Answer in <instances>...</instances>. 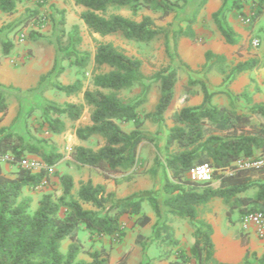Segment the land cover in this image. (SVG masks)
Segmentation results:
<instances>
[{"label": "trees", "instance_id": "obj_1", "mask_svg": "<svg viewBox=\"0 0 264 264\" xmlns=\"http://www.w3.org/2000/svg\"><path fill=\"white\" fill-rule=\"evenodd\" d=\"M25 0H0V11L7 14L16 12L18 5ZM207 0H202L204 4ZM264 0H258L263 3ZM187 0H75L77 5L85 7L80 13L87 28L101 36L119 34L125 39L141 43H150L160 36L169 45V30L156 23L148 14L136 17L143 9L161 11L169 15L180 10ZM229 0L213 13V19L220 33L229 44L239 39L236 31L227 20ZM238 0L233 6L239 8ZM42 4L41 2H39ZM112 8H123L133 17L120 13H110ZM63 14V12H62ZM261 15V9L253 15L252 22ZM194 17V16H193ZM192 21V19L188 20ZM251 21V20H250ZM65 18L60 19V34L57 36L58 49L64 52L63 58L75 57L74 64L86 67L91 54L83 52L77 55L81 43L79 27L75 26V41L71 47L64 46ZM196 37L195 31L180 28L173 32L174 49L177 51L180 36ZM3 52L8 54L14 47L11 40L2 42ZM72 50H69V49ZM203 68H216L233 81L248 70L257 67L259 59L250 58L236 63L228 72L226 56L206 50ZM97 67L109 66L111 69L94 76L95 89L83 92V103L65 102L62 105L48 104L46 111L54 116L49 128L54 134L65 131L66 116L71 121L79 120L88 106L91 109V123L76 128L78 139L86 141L94 136L104 139L97 150L77 145L75 160L82 165L99 169L109 177L111 174H126L136 168L139 149L143 142H153L150 132L142 127L140 107L148 101L151 84L146 82L143 62L131 56L111 42L99 43L93 57ZM159 83L160 96L153 112L145 115L153 123L165 122V113L172 104L177 81V69L168 66L154 74ZM45 81V78H43ZM192 80L190 83H194ZM201 84L203 100L197 105H185L173 115V125L168 129L161 153L155 155L152 174L162 172L163 184L158 190H139L125 197L108 191L102 183L95 184L91 179L81 183L74 193V178L70 174L59 176L61 189L55 193H45L38 207L31 211V199L24 197L26 187L36 188L60 159L61 154L42 151L39 154L47 163V168L39 172L31 171L17 164L25 157L28 146L24 137L7 127H0V264H128L127 254H123L115 263L111 262L112 253L103 242L88 252L89 260L80 258L83 251L80 234L86 231L91 238L103 239L105 236L123 234L121 218L124 214L135 215V225L144 227L151 217L142 212V204L148 201L154 209L157 220L152 225L154 236L159 237V227L163 221L164 209L158 197H164L163 204L170 212L189 219L194 227V238L190 250L177 247L173 264H230L220 262L215 257L216 246L213 240V225L199 216L200 207L216 198L231 202L240 216L257 209H264V168L237 169L226 173L225 169L242 158H250L264 152V104L253 103L244 111L228 108L214 103V96L221 91H212L206 80H197ZM57 89L67 95L82 91L81 80L73 84H55ZM1 87V84H0ZM140 87L141 92L134 98L125 100L118 95L121 90ZM258 91L259 88L256 87ZM247 103L252 99L243 94ZM9 104L0 89V122L8 112ZM119 122H132L134 128L126 130ZM14 157L12 164L18 165L13 174L3 171L2 158ZM208 162L214 168V178L207 183L193 182L189 178L190 170L197 164ZM158 167V168H157ZM85 205L92 206L86 208ZM165 221V220H164ZM248 242L247 234L241 232ZM143 238V234L138 235ZM69 239L67 250H61V244ZM176 245L178 240H172ZM253 261L246 255V264H264V254H252Z\"/></svg>", "mask_w": 264, "mask_h": 264}, {"label": "rangeland", "instance_id": "obj_2", "mask_svg": "<svg viewBox=\"0 0 264 264\" xmlns=\"http://www.w3.org/2000/svg\"><path fill=\"white\" fill-rule=\"evenodd\" d=\"M201 2L202 0H187L180 10L169 15H163L161 11L153 12L146 9L140 11L137 19H140L143 14L151 15L158 25L169 30L168 47H166L164 36L146 44L127 40L119 34L101 36L92 33L80 18L83 7L77 5L75 0H25L18 5V9L13 14H0V48L2 52L4 40H11L15 45L23 44L28 47L31 46L32 42L33 46L29 49V60L35 57L40 64L44 62L45 58L47 61L48 58H51L52 61V66L41 77L38 85L27 89L17 87L16 84L22 82V76L16 75L13 72L14 68L8 70L7 66L0 65V77L4 81H8L4 83L0 81V89L5 94L8 103L11 100V104L15 108L13 115L5 116L1 124H5L8 129L24 137L28 146L25 157L39 159L47 164L39 154L40 152L55 150L61 154V159L49 171L48 178H45L36 188L26 187L24 189V197L31 199L32 212L38 207V202L43 194L60 191V175L71 173L70 175L73 176L77 185H81V183L91 179L94 171H98L89 165L80 164L74 156L75 147L79 142L75 136V131L77 127L91 123L90 107H85L84 113L78 121H71L64 115L60 116L65 121L66 129L60 134H54L49 128V121L54 114L46 111L45 106L48 104L62 105L65 102H84V90L95 89L94 76L111 69L109 66L97 67L94 64L93 57L99 43L111 42L128 55L140 58L143 62L142 69L146 75V82L151 84L148 101L140 107V113L141 118L145 120L142 128L152 134L153 142L145 141L141 144L136 168L126 174L118 173L123 174L122 176L128 183L130 191L133 189H137L136 191H159L161 189L163 184L162 172L158 167L155 174L151 172L155 166V155L161 153L168 129L172 124L173 115L180 109L183 100L189 98V102L196 104L202 101V88L197 80H206L210 90L221 91V94H225L222 101H230L237 106L241 102H246L243 96L245 94L243 85H252V78L245 82L241 80L239 82L229 81L226 79V74L203 68L204 53L208 50V0L204 4ZM237 4L240 6L239 8L233 6L231 9L238 11V14L243 16V21L246 18H250L251 21L246 23L247 37L245 42L233 46L227 51L229 59L225 67L228 72L236 63L250 58L259 59L260 64H264V50L262 48L264 42V1L259 3L258 0H238ZM259 9H261L260 17L252 22L254 13ZM229 10L226 13L227 18ZM109 12L133 17L129 10L123 8H112ZM62 17L65 18L64 46L71 47L76 39L74 27H79V36L82 40L77 47L79 52L77 55L83 52L91 54V60L86 67L74 64V56L71 59L63 58L64 52L58 49L57 36L60 34V19ZM190 19L192 21H188ZM180 28L187 32L189 29L194 30L196 28V37L180 36L176 51L173 32ZM22 32L26 35L23 41L18 39ZM253 38L259 39L257 46L252 44ZM2 52L0 60H7L5 53ZM7 57H13V54ZM190 58L196 59L190 62ZM168 66H174L177 69L175 98L165 113V122L159 125L153 123L145 115L154 111L160 96L159 83L155 81L154 74ZM77 80H81L83 85L82 91L77 94L67 95L57 89L55 85L57 83L73 84ZM192 80H196V82L190 83ZM240 82L242 83L240 84ZM26 83H32V81L29 79ZM233 87L240 90L239 93H234L236 89L234 90ZM140 92L141 88L135 87L129 90H121L118 95L129 100L136 97ZM120 124L126 130L134 126L128 122H120ZM103 144L104 139L99 136H94L86 141V146L94 150ZM2 166L7 171L6 163H2ZM17 169L18 165L14 164L13 171L8 173L13 174ZM98 172L102 177L108 178L105 173ZM74 193H77L76 189ZM158 197L164 209L163 221L159 227V237L151 239L154 236L152 224L143 229L135 226L128 227L123 229V234H116L103 239L91 238L86 231H82L80 237L83 251L80 258L89 259L88 252L103 242L113 253L112 263L118 261L126 253L128 264H173L174 252L177 247L190 250L194 238V227L189 219L170 212L169 208L163 204L164 197L160 196L159 192ZM85 207L91 208L90 205H85ZM142 212L151 213L154 218H157L148 201L143 202ZM199 216L209 221L216 228L213 239L216 245L215 257L218 261L230 264H246L247 254L252 261L253 253L258 256L264 254V242L259 241L260 239L254 243H245V237L240 235L241 232H244L240 226L241 216L236 207H231V202L216 198L200 207ZM134 218L135 215H129L127 223H132ZM142 233L144 237L139 238L138 235ZM177 234L179 237H176ZM251 237L253 238V235ZM172 240H178V243L174 245ZM70 242L69 239L64 240L61 244V250L66 251ZM190 264L197 263L193 261Z\"/></svg>", "mask_w": 264, "mask_h": 264}, {"label": "crops", "instance_id": "obj_3", "mask_svg": "<svg viewBox=\"0 0 264 264\" xmlns=\"http://www.w3.org/2000/svg\"><path fill=\"white\" fill-rule=\"evenodd\" d=\"M223 4H224V0H208V50L210 49L215 53L223 54L224 56H226L227 59H229L228 58L229 54L227 51H229L233 46H236V45L238 46L239 44L244 43L245 39L247 37V31L245 30L246 23L243 21V16L238 14V11L231 9V8H233V4H234V0H231L230 4H229L230 6L228 7L230 10L228 13L227 20H228L229 25L236 31L239 41L234 45L226 42L224 36L218 30L216 23L214 22V19L212 16L214 12L218 11L223 6ZM82 7H83L82 10H85V7L84 6H82ZM0 14H7V13H3L0 11ZM194 31L196 32L197 29L194 28ZM32 46H33L32 42H31V46H29V47L25 46L23 44L22 45L21 44L20 45L14 44L13 49H11V51L8 54H4V52H2V50L0 48V54L2 52L6 56V59H7L4 61L0 60V65H4L5 67L7 66L8 70H10L11 68H14L15 70L13 72L16 73V75L22 76V79H21L22 82L17 83L16 85H17V87H20L23 89H27L29 87L38 85V83L41 80V77L44 74H46V72H48V70L52 66L51 58H48V61L45 58L43 60L44 62H42V64L38 63L37 59L35 57H32V60H29V58H30L29 49ZM262 48L264 50V42L262 44ZM11 54H13V57H10V58L7 57ZM204 56H205V53H204ZM195 59L190 58L189 61L192 62V61H195ZM205 61H206V59H205ZM4 66H1V67H4ZM210 70L216 71V72L219 71L215 66L211 67ZM250 78H252V81H251L252 85H250V86L243 85L245 87L243 89H245L244 93L247 94L252 99L251 104L247 103L246 99H245L246 102H241L240 104H238V106L235 104H232L230 101H228V102L222 101L224 98L223 96H225V94H221V93H218L214 96V103L228 107V108H234V109H237L238 111L246 110L253 103H263L264 104V64H259L257 67H255L252 70H248V71H244V72L240 73L234 81L239 82V80H241V81L245 82L247 79H250ZM29 79L32 81V83H26ZM0 81H2L3 83L8 82L6 80L4 81L1 77H0ZM241 83L242 82H240V84ZM256 87L259 88L258 91L256 90ZM235 89L236 88H234V90ZM239 91L240 90L236 89L234 91V93L237 94V93H239ZM219 96H222V98H219ZM174 98H175V95H174ZM173 101H174V99H173ZM173 101H172V103H173ZM200 103H197V104H200ZM8 104H9V109L7 112L8 114L6 113L2 117V120H1L2 123H3V118L5 116L7 117L8 115H13L12 113L15 109L13 104H11V100L9 101ZM197 104L191 103V102H189V98H187V99L185 98L183 100V103H182L180 109L185 105H197ZM180 109H178L177 111H179ZM1 122H0V127H2V126L6 127L5 124H1ZM128 123H130V125H131L132 122H128ZM87 124H89V123H87ZM172 125H173V120H172V124L170 125V127ZM133 128H134V126H133ZM133 128H130L129 130H131ZM75 136H76V133H75ZM78 140H79V142L77 143V145H83L85 147H88V146H86L87 140L86 141H83L80 139H78ZM3 163H6L7 171H5L4 167L2 166L3 171L5 173L9 174L8 172L13 171L14 164L9 163V162H3ZM96 170L100 171L97 168H96ZM98 171H94L92 173L91 180L95 184H97V183L105 184L107 186V190L112 191V192H116L118 197H125V196L130 195L131 193H133L137 190V189H133L132 191H130L128 189V183L124 180V178L122 176L123 174H111V175H109L108 178H105L104 176L102 177ZM101 173H103V172H101ZM79 187H80V185H77L76 181L74 180V190L76 189L78 191ZM213 200H215V199H213ZM147 214L151 217V222L149 224L153 225L156 222L157 218H154V216H152L151 213H147ZM128 216H129V214H124L121 218L124 230L127 229L128 227H133V226L140 227L141 229H143L144 227L147 226L146 225L144 227H141L139 225H135V219L136 218L133 219L132 223L128 224L127 223ZM152 225H151V227H152ZM213 228H214V234H213V237H214L215 232H216V228L214 225H213ZM245 233L247 234V238H248V242L246 244H248L249 242L254 243L255 241L260 239L252 232H250V233L245 232ZM252 235H253V238L251 237ZM105 237H108V236H105ZM105 237H103V238H105ZM176 237H179L178 234L176 235ZM259 241L264 242V239H260ZM214 243H215V241H214ZM112 257H113V253H112ZM89 259H86V260H89Z\"/></svg>", "mask_w": 264, "mask_h": 264}, {"label": "built area", "instance_id": "obj_4", "mask_svg": "<svg viewBox=\"0 0 264 264\" xmlns=\"http://www.w3.org/2000/svg\"><path fill=\"white\" fill-rule=\"evenodd\" d=\"M245 23H250V18H246ZM25 33H20L18 39L23 41ZM252 44H259L258 38H253ZM2 160L4 162H14V157L7 154ZM17 164L31 171H40L47 168V165L39 159L22 157ZM264 168V152L250 158H242L236 161L232 167L225 169L226 173H232L237 169ZM215 168L208 162L195 165L189 172V178L193 182L207 183L213 180ZM240 226L245 232H252L258 238L264 239V209L252 210L244 213L240 217Z\"/></svg>", "mask_w": 264, "mask_h": 264}]
</instances>
